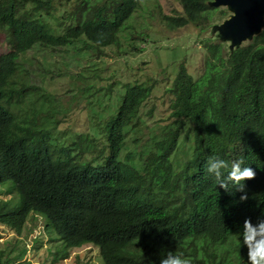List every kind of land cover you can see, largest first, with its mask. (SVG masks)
<instances>
[{
	"label": "trees",
	"instance_id": "16d2710c",
	"mask_svg": "<svg viewBox=\"0 0 264 264\" xmlns=\"http://www.w3.org/2000/svg\"><path fill=\"white\" fill-rule=\"evenodd\" d=\"M141 1L0 0L8 48L0 55V184L15 187L0 200V224L20 236L31 218L43 217L66 249L96 247L103 264H160L169 251L193 264H247L243 223L264 219V33L232 54L204 41L200 74L179 64L155 97L166 107L163 117L154 101L149 107L160 86L131 76L102 93L121 94L117 109L107 117L95 111L69 145L52 134L62 122L39 120L50 106L20 57L37 47L98 59L120 47L119 34ZM177 1L183 13L162 19L171 30L203 32L226 15L209 0ZM183 134L192 136V153L178 170L171 159ZM127 138L140 148V167L125 152ZM214 156L228 161L225 175L237 159L256 172L244 181L247 201L239 203L242 193L230 195L207 173ZM21 250L1 251L0 264H17Z\"/></svg>",
	"mask_w": 264,
	"mask_h": 264
},
{
	"label": "rangeland",
	"instance_id": "374dc122",
	"mask_svg": "<svg viewBox=\"0 0 264 264\" xmlns=\"http://www.w3.org/2000/svg\"><path fill=\"white\" fill-rule=\"evenodd\" d=\"M182 13L177 0H142L137 11L127 21V30L119 34L120 47L106 48L104 55L98 59L69 57L58 50L37 47L22 55L20 62L32 74V84L38 85L46 96L45 106H50L46 110L56 112L49 114L45 110L39 114V120L49 124L53 121L62 122L52 134L69 145L76 139L77 134L87 130L95 111L101 117H107L112 110L117 109L121 94L107 96L102 93H105L109 85L112 87L111 93L119 90L117 86H113L114 80L119 81L122 87L131 80V76H149L156 81L160 88L153 91L149 107L154 101L158 115H167L166 107H162L160 99L155 101V97L162 96L167 82L173 79L177 66L181 63L190 74L197 77L206 54L202 40L207 34L193 26L171 30L162 23L163 16H178ZM220 22L216 17L211 25ZM225 47L228 48L227 43ZM7 51L4 36L0 33V55ZM49 72L58 78L50 79ZM81 90H86L83 97H80ZM145 121L148 125L153 122ZM126 140L128 142L126 141L125 152L132 151V164L140 167V148L132 145L131 138ZM191 153L192 136L183 134L171 161L179 170ZM0 187H4L0 189V200L10 199L12 195H5V192L7 189H14V185L4 183ZM45 223L43 217L31 218L23 227L20 236L0 224V252L7 254L13 248L15 254L22 248L20 252L25 253L17 264H103L96 247L86 245L66 249L52 228L48 229ZM66 252L69 258L63 260L61 256Z\"/></svg>",
	"mask_w": 264,
	"mask_h": 264
},
{
	"label": "clouds",
	"instance_id": "9594fccd",
	"mask_svg": "<svg viewBox=\"0 0 264 264\" xmlns=\"http://www.w3.org/2000/svg\"><path fill=\"white\" fill-rule=\"evenodd\" d=\"M242 164L241 159L233 160L230 170L225 175L224 170L229 169L228 161L215 156L207 161V173L212 176L219 188L230 195L233 194V190L242 193L239 203L248 200L244 181L252 180L256 176L251 167H242ZM239 235H242L243 245L247 248V264H264V219L258 220L256 224L246 219L243 231ZM160 264H193V261L191 257L169 251L163 253Z\"/></svg>",
	"mask_w": 264,
	"mask_h": 264
},
{
	"label": "water",
	"instance_id": "95a60500",
	"mask_svg": "<svg viewBox=\"0 0 264 264\" xmlns=\"http://www.w3.org/2000/svg\"><path fill=\"white\" fill-rule=\"evenodd\" d=\"M207 5L226 15L219 24H212L203 31L207 37L202 41L220 43L225 52L232 54L240 47L253 44L255 38L264 33V0H209Z\"/></svg>",
	"mask_w": 264,
	"mask_h": 264
}]
</instances>
